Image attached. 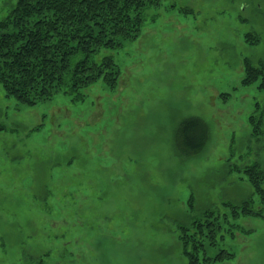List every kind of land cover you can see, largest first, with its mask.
Wrapping results in <instances>:
<instances>
[{
	"label": "rangeland",
	"instance_id": "rangeland-1",
	"mask_svg": "<svg viewBox=\"0 0 264 264\" xmlns=\"http://www.w3.org/2000/svg\"><path fill=\"white\" fill-rule=\"evenodd\" d=\"M50 1L0 0V264H188L206 210L202 264H264V0H152L100 34L99 78L20 85L15 34ZM189 117L209 137L184 156Z\"/></svg>",
	"mask_w": 264,
	"mask_h": 264
},
{
	"label": "trees",
	"instance_id": "trees-1",
	"mask_svg": "<svg viewBox=\"0 0 264 264\" xmlns=\"http://www.w3.org/2000/svg\"><path fill=\"white\" fill-rule=\"evenodd\" d=\"M153 1L51 0L50 12L41 13L42 16L47 15L44 19L38 18L35 27H20L19 32L15 34L18 40L16 44L22 41L19 50L21 52L16 53L21 54L15 55L18 73L22 74V77H18L19 84L43 83L44 76H46L45 80L48 78L52 81L57 75L56 68H60L58 62L63 64L61 67L69 71L67 74L59 73L61 78L66 74L63 78L65 82L69 78L86 76L91 71L99 78L105 74L104 69L108 67V63H101L94 56L99 50L97 45L101 41L100 34H105L108 28H111L114 34L116 27L123 30L121 27L124 25L125 29L127 24L132 28L127 30V34H135L143 20L146 7L144 4ZM52 13L54 16L51 15ZM64 20L68 21L67 26L63 25ZM21 24L23 25L24 22ZM55 35L59 38H54ZM12 54L15 52L12 51ZM24 54L26 59L22 58ZM86 69L88 70L85 71ZM90 78L95 77L90 76ZM249 81L246 78L245 82L249 83ZM208 137L207 123L200 117H189L180 124L176 140L181 154L190 156L200 151ZM250 170L255 173L256 166L252 165ZM260 193L264 199V188ZM248 204L249 202H243L240 210L247 208ZM261 214H264V210L260 212ZM215 228H221V224L218 213L213 210H206L189 226L180 227L179 241L188 264H202V260L210 261V258H202L200 254L202 250L205 251V238L208 239L209 245H212ZM206 229L208 232H205ZM222 252L226 253L225 250ZM222 252L216 258L217 261L222 259Z\"/></svg>",
	"mask_w": 264,
	"mask_h": 264
}]
</instances>
